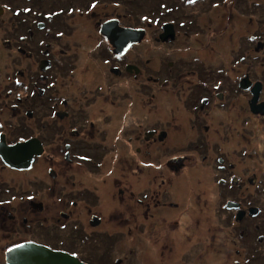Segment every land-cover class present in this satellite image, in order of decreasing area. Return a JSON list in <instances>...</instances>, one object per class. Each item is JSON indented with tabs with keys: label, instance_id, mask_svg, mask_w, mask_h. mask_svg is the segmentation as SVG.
Listing matches in <instances>:
<instances>
[{
	"label": "flooded vegetation",
	"instance_id": "1",
	"mask_svg": "<svg viewBox=\"0 0 264 264\" xmlns=\"http://www.w3.org/2000/svg\"><path fill=\"white\" fill-rule=\"evenodd\" d=\"M13 1H0V149L29 145L14 165L0 156V264L25 243L125 264L137 237L143 264L254 257L264 1Z\"/></svg>",
	"mask_w": 264,
	"mask_h": 264
},
{
	"label": "water",
	"instance_id": "2",
	"mask_svg": "<svg viewBox=\"0 0 264 264\" xmlns=\"http://www.w3.org/2000/svg\"><path fill=\"white\" fill-rule=\"evenodd\" d=\"M143 36L142 30L132 31V43L138 42ZM247 88V86H245ZM259 90V83H256L253 91L255 93L252 103L256 99V95ZM256 112H264L258 111ZM28 143H20L14 146L3 145L0 149V156L5 160L7 164L14 165L16 158H20L24 155L26 149H28ZM7 264H83L76 258L66 253L52 251L40 245L33 243H25L20 246L12 248L6 256Z\"/></svg>",
	"mask_w": 264,
	"mask_h": 264
},
{
	"label": "rangeland",
	"instance_id": "3",
	"mask_svg": "<svg viewBox=\"0 0 264 264\" xmlns=\"http://www.w3.org/2000/svg\"><path fill=\"white\" fill-rule=\"evenodd\" d=\"M0 1L2 3H9V2H10V4L14 3L13 0H0ZM260 1H264V0H260ZM254 9L256 10V13L258 14L259 9L257 7H254ZM261 9H263V7H261ZM133 11L140 13L142 11V9H140V7L134 6ZM245 45H246V43H245ZM225 56H230V55L227 53V54H225ZM5 58H7V56ZM260 61H264V56H262L260 58ZM263 143H264V132H262V134L260 135L259 141L257 142L259 150L263 149V146H261V144H263ZM132 243H134L136 245L135 247H136V250H137L139 255H137V252L134 248L127 246L124 253L127 251H129L130 253H128V255H127L128 261H125V264H143L142 258L144 257L146 259L148 256L151 255L152 252L150 251V249L146 246V244L139 237H137V239H133ZM236 247H238V246H236ZM259 248L262 249L261 250L262 251L261 256L259 257L256 255L253 258H251L250 263H245V261H246L245 256L237 257V255H235V253L233 252L232 246H229V253H230L229 257L227 256V259L225 261H221V260L217 259L214 255L212 264H235V263H233L234 258L238 259V261H239V259H241L242 264H264V240L260 243ZM244 251H246L245 248H243L242 252H244ZM122 254L111 255V257H107V258H115V257H118L119 255H122Z\"/></svg>",
	"mask_w": 264,
	"mask_h": 264
},
{
	"label": "trees",
	"instance_id": "4",
	"mask_svg": "<svg viewBox=\"0 0 264 264\" xmlns=\"http://www.w3.org/2000/svg\"><path fill=\"white\" fill-rule=\"evenodd\" d=\"M262 249L260 248V250L259 251H254L253 252V254H255L254 256H261V254H262V251H261ZM260 254V255H259ZM246 258V263H250L251 262V258H253L252 256H250V255H247V257H245Z\"/></svg>",
	"mask_w": 264,
	"mask_h": 264
}]
</instances>
